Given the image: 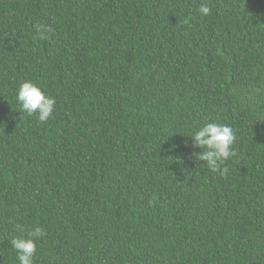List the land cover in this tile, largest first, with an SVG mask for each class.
I'll return each mask as SVG.
<instances>
[{
    "label": "trees",
    "instance_id": "obj_1",
    "mask_svg": "<svg viewBox=\"0 0 264 264\" xmlns=\"http://www.w3.org/2000/svg\"><path fill=\"white\" fill-rule=\"evenodd\" d=\"M212 122L224 175L187 137ZM36 227L34 264H264V0H0V264Z\"/></svg>",
    "mask_w": 264,
    "mask_h": 264
},
{
    "label": "clouds",
    "instance_id": "obj_2",
    "mask_svg": "<svg viewBox=\"0 0 264 264\" xmlns=\"http://www.w3.org/2000/svg\"><path fill=\"white\" fill-rule=\"evenodd\" d=\"M199 13L207 16L211 13L208 3L199 6ZM38 39L51 40L53 29L45 25H37ZM16 100L20 105V111L28 116H36L38 121L47 123L53 114L56 100L46 95L40 86L32 81H24L19 84L16 91ZM193 141V147L201 149L196 154V160L203 162L213 173L224 175L227 168L221 166L236 155L233 145L236 141L233 129L226 124L206 123L201 125L190 136ZM21 233L23 228L20 227ZM45 232L42 228L36 227L29 232L27 236L21 235L13 237L10 241L11 248L16 252V258L19 264H34V255L36 253V239L43 238Z\"/></svg>",
    "mask_w": 264,
    "mask_h": 264
}]
</instances>
